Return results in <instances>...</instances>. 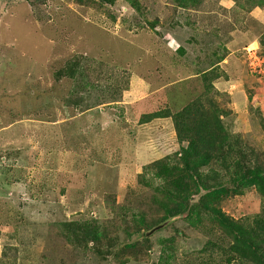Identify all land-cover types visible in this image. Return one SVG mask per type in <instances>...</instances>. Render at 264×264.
Returning <instances> with one entry per match:
<instances>
[{"label":"rangeland","instance_id":"1","mask_svg":"<svg viewBox=\"0 0 264 264\" xmlns=\"http://www.w3.org/2000/svg\"><path fill=\"white\" fill-rule=\"evenodd\" d=\"M144 1L148 10L134 12L124 0L113 4L96 0L101 7L96 12L76 0H0V224L6 227L0 233V253L28 264L39 258L30 252L32 248L46 251L49 224L100 221L109 215L106 197L117 204L124 202L128 190H149L138 180L142 166L178 148L169 119L136 124L139 114L163 104V96L175 83L174 76L165 70L167 51L172 53L166 46L169 34L176 42L191 39L187 44L189 58L210 57L201 61V69L219 67L215 72L221 77L213 81V86L223 93L218 98L220 104L223 101L221 106L234 114L223 119L231 136L238 137L239 132L248 145L264 149V129L258 118L264 116V96L256 98L253 107L246 104L243 88L251 96V86L258 91V85L252 83L254 78L242 64L243 48L250 41L259 42L264 19L251 23L234 3L229 9L228 0L222 5L219 0L207 1L202 11L210 23H203L204 28L197 26L195 34L184 24L193 11L180 9L176 14L172 0ZM156 15L163 24V16H174L171 26L156 28L171 32L165 37L143 23L145 17ZM241 17L248 22L245 28H237ZM219 44L228 49H224L220 61L212 57ZM83 55L107 63L102 72L105 79L116 72L115 67L130 72L132 88L121 93L119 102L127 111L130 109L132 118L120 124L109 113L108 107L114 103L96 106L109 100L103 85L87 91L81 108H77L81 110L68 103L80 81L56 80L54 73L66 61ZM189 63L188 68L193 69L195 63ZM183 78L179 81L187 88L185 99L203 93L198 76ZM227 204L225 211L234 218L257 213L261 205L254 191ZM186 226L177 219L150 235L154 249L158 248L156 239L169 236L176 238L178 258L200 249L205 238ZM175 228L181 230L178 235ZM15 234L20 238L19 245L8 237ZM75 264L117 263L87 250ZM171 264H178V260Z\"/></svg>","mask_w":264,"mask_h":264},{"label":"trees","instance_id":"2","mask_svg":"<svg viewBox=\"0 0 264 264\" xmlns=\"http://www.w3.org/2000/svg\"><path fill=\"white\" fill-rule=\"evenodd\" d=\"M76 1L89 8H95L96 12L101 8L96 0ZM98 1L110 4L115 2ZM124 1L134 12L143 8L148 10V3L144 0ZM172 1L176 14L180 9L193 11L192 18L187 17L184 24L195 34L198 33L199 25L204 28L203 23H210L206 17L208 15L202 11L203 3L217 2ZM232 1L235 9L245 11V17L249 16V12L256 15L259 10H264V0ZM173 18L172 15L163 16V24L161 17L147 16L143 23L160 37L164 34L165 37L171 32L156 31V28L171 26L174 23L171 21ZM167 40V50L172 53L167 51L169 59L167 58L168 62L165 63V70L174 76L175 83L171 86L170 93L163 96V104L154 111L139 114L136 124L144 126L156 119H169L174 133L173 140L178 144L177 150L142 166L138 180L149 190H128L125 192L124 202L117 204L114 200L110 202L106 197L108 217L100 221L67 220L49 224L51 228L47 234L50 240L48 239V244L45 243L46 251L40 253L32 248L30 252L33 255L38 254L39 258L30 260L28 264H75L76 259H80L87 250L103 259L111 257L117 264H171L177 260L178 264H264V149L248 145L245 139L239 137V132L236 133L238 137L231 136V130L223 119L234 114L221 106L223 101L220 104L221 100L218 98L223 93L213 86V81L221 77L216 73L219 67L203 72L200 63L210 57L194 55L189 58L187 44L191 39H179L178 43L172 35ZM192 41L197 42L195 38ZM256 45L264 62V31ZM224 49L227 48L221 44L217 45L212 57L222 60L225 56ZM179 58L183 59L181 63ZM189 62L195 63L193 69L188 68ZM242 64L245 65V59ZM105 65L107 63L97 58L77 56L66 61L64 66L54 73V78L80 81L76 84L78 89L72 92L68 102L75 106L76 110H81L77 108H81L84 95L89 93V89H100L103 85L102 88L106 89L103 91L107 93L109 100L99 102L96 106L114 103L108 107L109 113L118 118L116 122L123 124L127 117L132 118L130 109L127 111L124 104L119 102L121 93L132 88L131 74L120 72L121 68L114 66L116 72L105 79L102 76ZM187 75H195L201 79L202 94L185 99L187 88H184L183 81L179 80ZM145 79L151 80L150 77ZM248 94H251L247 95L250 107H253L256 98L264 96V92L254 95L248 91ZM228 102L227 98L226 103ZM258 118L261 128L264 129V116ZM251 191L260 199L261 205L257 213L234 218L225 211L227 202ZM175 215H183L180 220L186 223V227L200 232L205 238V243L200 249L180 258L176 254L175 237L156 239L158 248L155 250L151 237L146 236L149 229ZM5 229L6 227L0 224V233ZM175 232L178 235L181 230L175 228ZM8 237L14 239L18 245L21 244L16 234ZM34 243L35 237L31 239V245ZM156 257L157 261L154 262ZM0 264L23 263L16 256L0 254Z\"/></svg>","mask_w":264,"mask_h":264},{"label":"clouds","instance_id":"3","mask_svg":"<svg viewBox=\"0 0 264 264\" xmlns=\"http://www.w3.org/2000/svg\"><path fill=\"white\" fill-rule=\"evenodd\" d=\"M171 36L172 34H169L166 38L168 39ZM252 43H255V44H252ZM243 49H244L243 51H244L245 67L248 70L249 75L254 78L252 79V83L254 82V85H258L257 86L258 88L256 89L258 91H254L253 89L255 88V86H252L251 93L253 91L252 94L257 95L260 92H264V62L262 61V58L259 55L256 41L249 42L247 45H245ZM214 67L216 66L213 65V67L210 68V70L213 69ZM204 71H208V70L203 69V72ZM230 85L234 86V84H230ZM225 89L231 94V91L228 90V87ZM243 92L245 95V102L247 104L248 97H247V94L244 88H243Z\"/></svg>","mask_w":264,"mask_h":264},{"label":"crops","instance_id":"4","mask_svg":"<svg viewBox=\"0 0 264 264\" xmlns=\"http://www.w3.org/2000/svg\"><path fill=\"white\" fill-rule=\"evenodd\" d=\"M217 1H218V0H217ZM219 1H220V4H221V2H224V3H228V2H229V5H228V6H227V5H223V6H225V7L227 6V8H229V9L232 8L233 3H234L232 0H228V2H227V1H224V0H219ZM221 5H222V4H221ZM223 10H227V9H223ZM228 12H229V10H228ZM262 12H264V10H263V11L261 10V12H260V10H259V12H257L256 15H253L252 12H249L248 14L251 15V16H248V19L250 20L251 23H253L252 20L256 21L257 19H264L263 14L261 15ZM246 17H247V16H246ZM249 17H250V18H249ZM257 21H258V20H257ZM233 22H236V21H233ZM238 23H239V24L237 25V28H240V27H241V28H245V27L243 26V24H244V25H247L248 22H247V21H243V17H241V18H240V21H239ZM232 30H233V29H232ZM263 31H264V28H263ZM263 31H262V32H263ZM231 34H236V32H235V33L233 32V33H231ZM250 42H251V41H250ZM246 43H247V42H246ZM242 48H243V47H242ZM0 254H2V253H0Z\"/></svg>","mask_w":264,"mask_h":264},{"label":"water","instance_id":"5","mask_svg":"<svg viewBox=\"0 0 264 264\" xmlns=\"http://www.w3.org/2000/svg\"><path fill=\"white\" fill-rule=\"evenodd\" d=\"M182 216L183 215H175V216H172L170 218H167L166 220L162 221L161 223H159V224L155 225L154 227H152L151 229H149L146 232V236H150L153 233H155L156 231L165 228L168 224H170L171 222H173L177 219H180Z\"/></svg>","mask_w":264,"mask_h":264}]
</instances>
